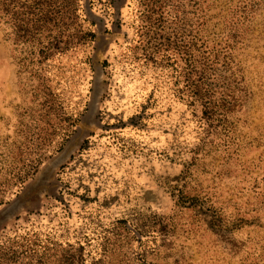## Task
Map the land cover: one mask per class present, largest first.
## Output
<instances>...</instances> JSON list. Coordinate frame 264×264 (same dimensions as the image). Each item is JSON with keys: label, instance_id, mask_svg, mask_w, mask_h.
<instances>
[{"label": "rangeland", "instance_id": "1", "mask_svg": "<svg viewBox=\"0 0 264 264\" xmlns=\"http://www.w3.org/2000/svg\"><path fill=\"white\" fill-rule=\"evenodd\" d=\"M256 2L254 34L240 33L241 50L219 57L228 88L212 119L172 86V59L186 69L190 51L167 13L192 11L196 26L187 0H74L75 16L49 26L52 50L18 43L15 31L5 40L0 26V209L30 182L21 172L39 171L85 131L47 191L0 232V249L32 243L44 264H264V0ZM96 67L104 90L85 125Z\"/></svg>", "mask_w": 264, "mask_h": 264}, {"label": "trees", "instance_id": "2", "mask_svg": "<svg viewBox=\"0 0 264 264\" xmlns=\"http://www.w3.org/2000/svg\"><path fill=\"white\" fill-rule=\"evenodd\" d=\"M179 1L175 0V5ZM187 1L199 11L196 26L189 24V21H187L186 16L192 14V11L184 12L176 7L173 11L167 13L168 28L175 33L178 43H182V40L179 39L186 32L188 33L185 46L186 50L190 51L186 53V59H184L186 61L184 64L189 65L186 69L183 66H177L179 59H172L174 66L172 86L176 96L179 91L180 94L190 98L192 103H200L204 109L203 115L208 119H212L217 113L223 115V110L217 106V100L218 96L220 99L224 97L223 91L228 88V84L223 82L224 78L220 76L227 69L218 68L219 57L226 59L225 50H241V44H244L247 38L239 36L245 32L251 35L254 34V16L261 10V7L259 2H256L257 0H234L235 4H232L231 0ZM75 7L74 0H0V26L3 28V37L5 40H9L10 31H15L17 42L20 44L26 43L32 46V43L37 40L42 45L43 41H47V45H42L40 50L55 49L56 44H54V41H56V37L53 36L55 32L49 26H53L58 17L75 16ZM88 15L92 20H99L91 13ZM161 16L158 21L164 23L163 15ZM57 22L59 23V20ZM187 24L189 26L186 28ZM194 27L198 30V39L197 36L192 35ZM86 35L80 36V38H84ZM73 38L75 39L74 36ZM99 39L101 41L100 46H102L104 39L101 36H99ZM198 40L201 41V44L199 49H196ZM174 50L177 49L174 48ZM196 50L200 51V55L195 56L193 54ZM213 54L215 57L212 56ZM197 67L200 70H192L197 69ZM186 71H188L187 74ZM194 71L198 75L196 81L190 78ZM238 72L240 73V71ZM101 74L100 69L96 67L92 81L91 106L84 120L85 125L88 124L86 119L90 118L96 107H98L99 99L103 94ZM217 79L219 80L218 85ZM181 84L182 88L179 90ZM84 132V129H81L75 138L68 140L64 147L39 171H37V166L29 165L28 173L26 172L23 175L21 172L23 177L21 174L17 176L18 180H22V178L28 177L29 174H33L23 192L0 209V232L32 202L33 198L41 196L47 191V186L52 181L55 171L70 158L82 137L80 134ZM2 204L4 203L0 199V205ZM35 246L28 243V246L24 244L1 248L0 264L14 262L20 256H23L28 264H44L42 256L32 258L35 257L33 255L38 251Z\"/></svg>", "mask_w": 264, "mask_h": 264}]
</instances>
